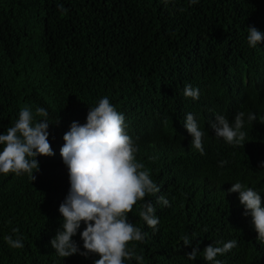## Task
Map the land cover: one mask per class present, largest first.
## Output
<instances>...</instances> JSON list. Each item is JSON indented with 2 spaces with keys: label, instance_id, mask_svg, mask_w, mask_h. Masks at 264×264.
Returning a JSON list of instances; mask_svg holds the SVG:
<instances>
[{
  "label": "trees",
  "instance_id": "trees-1",
  "mask_svg": "<svg viewBox=\"0 0 264 264\" xmlns=\"http://www.w3.org/2000/svg\"><path fill=\"white\" fill-rule=\"evenodd\" d=\"M249 27L264 33V0H0V133L14 125L22 107H43L55 153L36 157L32 182L27 174H0V264L99 259L59 257L50 240L63 223L58 208L70 187L60 156L63 135L72 122L84 124L103 97L123 114L139 148L137 162L161 188L127 214L147 233L144 242L129 245L143 264H213L204 248L233 239L237 247L217 260L264 264V241L238 193L227 191L241 182L261 195L264 206V41L250 48ZM189 84L199 89L197 100L184 96ZM238 112L245 113L242 130L248 133L243 147L210 128L217 115L233 124ZM188 113L206 132L204 155L184 127ZM249 113L256 116L251 123ZM220 161L227 163L220 167ZM159 196L171 206L158 203ZM147 201L159 218L155 234L139 216ZM84 227L81 222L73 237L80 251ZM8 235L22 237L24 247L10 248ZM185 235L190 246H184ZM197 246L196 260H188Z\"/></svg>",
  "mask_w": 264,
  "mask_h": 264
},
{
  "label": "clouds",
  "instance_id": "clouds-1",
  "mask_svg": "<svg viewBox=\"0 0 264 264\" xmlns=\"http://www.w3.org/2000/svg\"><path fill=\"white\" fill-rule=\"evenodd\" d=\"M190 3H198V0H190ZM58 7L62 14L67 12L63 5ZM247 30L250 48H255L264 41V33L255 27ZM184 96L197 100L199 89L186 85ZM48 115L43 107H37L33 112L30 107L24 106L14 125L6 133H0V174H27L31 182L36 179L34 173L39 171L36 157H51L55 154L48 139ZM255 120V114H247V122ZM244 126V112L235 115L233 124L223 115H217L215 122L210 124L216 137L228 144L242 147L248 135L242 130ZM184 127L192 137V146L204 155L203 138L206 132L200 128L192 113L186 115ZM126 128L123 114L115 109L107 97H103L96 107L88 109L84 124L72 122L63 135L60 156L68 170L70 187L58 208L63 223L50 240L52 249L59 257L79 254L87 258L89 254H96L99 259L94 264H125V260L133 258L137 264H143V255H136L135 245L132 249L129 245L132 242H144L147 233L129 222L127 214L137 202L143 201L147 195H156L161 188L150 178L144 164L137 162L136 153L139 148ZM226 163L227 161H220L219 166L223 167ZM259 167L264 168V162ZM231 185L228 190L225 187L226 190L238 193L244 215L251 217V225L257 237L264 241V206L261 195L241 182ZM157 202L165 207L171 206L164 196H159ZM140 208V218L155 234L159 218L154 214V205L147 201ZM81 222L85 225L80 232L84 251H80L73 240ZM16 232L18 229H13V233ZM4 239L12 249L24 247L22 237L13 239V236L8 235ZM183 243L184 246L191 245L187 235ZM237 243L233 239L223 243L222 247L210 244L203 250L204 259L213 264H222L216 257L230 252L237 247ZM198 253V246L192 247L186 257L195 261Z\"/></svg>",
  "mask_w": 264,
  "mask_h": 264
}]
</instances>
